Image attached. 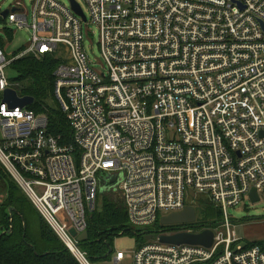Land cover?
Here are the masks:
<instances>
[{
	"label": "built area",
	"instance_id": "2783aa9c",
	"mask_svg": "<svg viewBox=\"0 0 264 264\" xmlns=\"http://www.w3.org/2000/svg\"><path fill=\"white\" fill-rule=\"evenodd\" d=\"M84 1V20L58 0H32L31 12L17 2L5 16L30 37L13 59L0 47L4 170L79 264L90 262L77 236L103 193L116 194L131 234H154L133 264H264V245L240 244L228 213L251 190L264 195V0ZM83 24L98 30L101 61ZM60 46L68 59L52 71L53 95L71 144L48 131L45 113L4 99L16 90L5 73L13 60L59 58ZM187 189L218 204L219 225L152 229L190 205ZM204 229L210 246L159 239ZM124 257L115 251L113 264Z\"/></svg>",
	"mask_w": 264,
	"mask_h": 264
},
{
	"label": "trees",
	"instance_id": "16d2710c",
	"mask_svg": "<svg viewBox=\"0 0 264 264\" xmlns=\"http://www.w3.org/2000/svg\"><path fill=\"white\" fill-rule=\"evenodd\" d=\"M0 47L4 50L1 38ZM60 62L53 54L26 55L13 60L10 67L16 72L12 82L17 94L34 98L27 108L45 113L48 131L59 136L61 143L71 144L73 139L67 114L56 99V106L47 104V98H54L52 71ZM11 179L0 164V186L5 190V196L0 200V264H79ZM87 219V239L79 245L89 260L108 256L114 235L130 233L124 208L109 197H103L99 208L88 214ZM154 226L164 227L159 222ZM149 232L150 229L134 235L143 243L152 234ZM254 244L264 245V241L247 242L245 246Z\"/></svg>",
	"mask_w": 264,
	"mask_h": 264
},
{
	"label": "rangeland",
	"instance_id": "374dc122",
	"mask_svg": "<svg viewBox=\"0 0 264 264\" xmlns=\"http://www.w3.org/2000/svg\"><path fill=\"white\" fill-rule=\"evenodd\" d=\"M65 6H70V0H58ZM83 10L84 14H87V8L84 0H75ZM20 2L27 8L28 11L32 10V0H0V13ZM89 28L93 36L89 37L84 35L85 46L88 48L91 45V50L87 51L91 59L101 61V55L97 48L98 30L93 25L83 24V29ZM30 31L27 27L17 28L13 23L0 15V38L3 41L4 53L8 59H13L17 56L25 47L29 44ZM62 54H57L59 59H68V54L64 46H60ZM56 57V56H55ZM58 58V57H56ZM61 60V59H60ZM5 73L10 81L16 77V72L10 66L5 70ZM18 88V87H16ZM47 104L50 106H56L55 97L47 98ZM12 180V179H11ZM13 181V180H12ZM187 203L192 205L195 210V220L192 225L199 227H215L219 225L222 220V211L218 204L213 203L207 199L206 194L202 193H190L187 189ZM5 196V190L0 186V200ZM103 197H109L112 200L118 202L116 194L103 193L99 195L97 199L96 208L101 205ZM36 209V208H35ZM230 219L234 225V231L239 243L244 245L247 242L264 241V195H260V199L257 202H251L248 198H245L242 203L237 207L228 209ZM152 229H155L153 227ZM141 238L125 232L122 234L114 235L110 241L112 251L108 256L104 258H98L95 260H89L90 264H113V253L120 250L124 253L125 257L119 264H133V251L140 244Z\"/></svg>",
	"mask_w": 264,
	"mask_h": 264
},
{
	"label": "water",
	"instance_id": "95a60500",
	"mask_svg": "<svg viewBox=\"0 0 264 264\" xmlns=\"http://www.w3.org/2000/svg\"><path fill=\"white\" fill-rule=\"evenodd\" d=\"M70 4L72 10L80 15L82 19H85V16L80 8L79 4L75 0H70ZM13 11L18 10L17 7L11 8ZM9 10H3L0 15L5 17ZM264 28V25H263ZM4 99L9 102L10 105H20L25 106L33 103L34 98L32 96H18L16 90L14 89H6L4 91ZM249 197L251 202H257L260 197L256 193L255 190H251L249 193ZM195 220V210L192 205L186 206L182 211L173 212L169 215L164 216L161 219V223L163 225H171V224H180L186 222H192ZM71 233L75 235V231L71 230ZM154 234H150L147 238H153ZM78 240H86L87 239V231L82 232L77 236ZM160 241L169 242V243H193V244H203L205 246H210L213 241V232L210 229H204L198 233H176L172 235H160ZM111 251V250H110ZM109 251V252H110Z\"/></svg>",
	"mask_w": 264,
	"mask_h": 264
},
{
	"label": "flooded vegetation",
	"instance_id": "af4514ba",
	"mask_svg": "<svg viewBox=\"0 0 264 264\" xmlns=\"http://www.w3.org/2000/svg\"><path fill=\"white\" fill-rule=\"evenodd\" d=\"M176 227H177V226L174 225V224H171V225H165V226H164L165 229H168V228L171 229V228H176Z\"/></svg>",
	"mask_w": 264,
	"mask_h": 264
}]
</instances>
